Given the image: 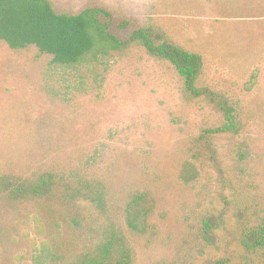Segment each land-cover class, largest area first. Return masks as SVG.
I'll list each match as a JSON object with an SVG mask.
<instances>
[{
    "label": "rangeland",
    "instance_id": "1",
    "mask_svg": "<svg viewBox=\"0 0 264 264\" xmlns=\"http://www.w3.org/2000/svg\"><path fill=\"white\" fill-rule=\"evenodd\" d=\"M48 1L201 55L202 96L140 46L65 68L0 42V264H263L264 0Z\"/></svg>",
    "mask_w": 264,
    "mask_h": 264
},
{
    "label": "trees",
    "instance_id": "2",
    "mask_svg": "<svg viewBox=\"0 0 264 264\" xmlns=\"http://www.w3.org/2000/svg\"><path fill=\"white\" fill-rule=\"evenodd\" d=\"M111 26L112 16L103 8L60 14L48 0H0V42L13 51L34 48L39 54L50 56L53 66L72 68L98 63L140 46L151 57L171 65L189 95L202 96L197 87L204 68L201 55L181 48L152 27L138 29L121 40L112 33ZM220 109L225 123L211 133L235 132L234 109L227 105H220ZM211 229L210 222H205L206 234ZM250 237L252 244H246L250 251L264 250V228L251 230ZM50 260L49 246L44 244L34 264H48Z\"/></svg>",
    "mask_w": 264,
    "mask_h": 264
}]
</instances>
